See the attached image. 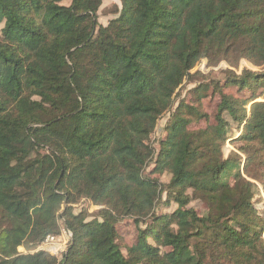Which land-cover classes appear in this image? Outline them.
I'll return each instance as SVG.
<instances>
[{
  "label": "trees",
  "instance_id": "1",
  "mask_svg": "<svg viewBox=\"0 0 264 264\" xmlns=\"http://www.w3.org/2000/svg\"><path fill=\"white\" fill-rule=\"evenodd\" d=\"M102 1L0 0V264H264L258 187L242 176L264 189V103L254 97L264 72L228 71L214 86L215 125L202 130L188 126L207 119L208 86L194 88L197 106L173 99L202 59L264 64V0H119L107 26ZM232 125L243 161L223 157ZM149 163L167 184L141 176ZM81 198L100 206L96 217L73 212ZM124 219L137 236L122 249ZM60 230L71 236L60 258L17 253Z\"/></svg>",
  "mask_w": 264,
  "mask_h": 264
},
{
  "label": "rangeland",
  "instance_id": "2",
  "mask_svg": "<svg viewBox=\"0 0 264 264\" xmlns=\"http://www.w3.org/2000/svg\"><path fill=\"white\" fill-rule=\"evenodd\" d=\"M120 11H121V4L119 0H103L97 12L98 24L101 26H107L109 21L114 20L119 16ZM196 71H201L199 74H201L202 77L198 78V76H196ZM228 71L234 72V74L238 76L242 75L244 72L252 75L260 74L264 72V64L260 67H255L244 59L240 60L236 67L230 66L225 61H221L217 64H209L206 59L200 60L199 64L196 63L194 68L187 73L182 84L175 92L174 95L175 97L173 98L175 107L178 103H180V101L197 106L195 101L197 96L196 93L193 92L194 88L200 86V84H202L203 86L204 84H206L208 86L206 93L204 95L205 98L199 100V105H200L199 110L202 114L207 116V119L203 118L201 120L193 121L188 126V130L197 131L215 125V116L217 114L219 97L217 94V90H215L214 86L216 83H218L219 85L217 86V88H220L222 86V84L224 83V78L227 75ZM192 78L194 80H192ZM223 90L225 94L241 100H247L252 97V94H250L249 92H238L236 87L223 88ZM255 96H256L255 101L264 103L263 93L257 91L254 97ZM249 108H250V104L245 107L247 117L249 116ZM164 122L165 121L163 119L157 122L155 127V132L149 138L148 146L151 151V154L155 153L161 135V128H163ZM241 132H242V126H238V127L234 125L231 126V131L227 137V141L224 143L222 147V153L224 158L228 157L230 153H235L242 158V161L244 160L243 154L238 151V148L241 144L240 142L237 141V138L240 136ZM152 169H153V164L149 163L148 166L144 169V171L141 172V176L158 180L159 183L161 184H167L169 182L170 175H168V173L152 174L151 173ZM242 176L245 180L254 183L258 187V194L254 196L252 200V204L256 211L264 212V189L262 187V184L246 176L243 172H242ZM162 199L164 200V197H162ZM72 206L74 213H79V211L83 210L85 211L86 216L89 219L96 217L100 209V206L95 205L94 203H92L91 200L86 198H81L77 200L76 203L73 204ZM189 207L196 210L198 214H204L205 211L208 210L207 206L201 201H192ZM65 208L66 206L64 205L62 209L58 212L59 218L57 223L60 226V229L63 228L61 225L63 222L62 218ZM173 209L174 206L170 204L167 207L158 206V208H155V211L158 212L160 210L166 213V212H171ZM147 220L148 218L145 219V222ZM116 229L118 232V243L122 249H125L126 247H130L134 244L137 236V228L135 227L133 221L129 219H124L116 225ZM262 240L264 242V232L262 233ZM34 249L35 246L32 247L30 245H22L18 247L17 253L24 255L30 254Z\"/></svg>",
  "mask_w": 264,
  "mask_h": 264
},
{
  "label": "built area",
  "instance_id": "3",
  "mask_svg": "<svg viewBox=\"0 0 264 264\" xmlns=\"http://www.w3.org/2000/svg\"><path fill=\"white\" fill-rule=\"evenodd\" d=\"M70 240V234L61 230L59 235H48L30 254L44 252L52 257L60 258L65 253Z\"/></svg>",
  "mask_w": 264,
  "mask_h": 264
},
{
  "label": "water",
  "instance_id": "4",
  "mask_svg": "<svg viewBox=\"0 0 264 264\" xmlns=\"http://www.w3.org/2000/svg\"><path fill=\"white\" fill-rule=\"evenodd\" d=\"M64 255H65V253H64Z\"/></svg>",
  "mask_w": 264,
  "mask_h": 264
}]
</instances>
